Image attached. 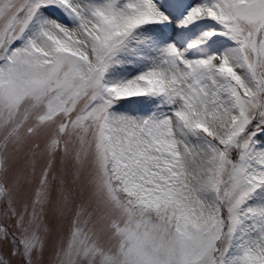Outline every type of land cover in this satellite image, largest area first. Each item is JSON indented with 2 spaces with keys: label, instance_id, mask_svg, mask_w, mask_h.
<instances>
[{
  "label": "snow or ice",
  "instance_id": "snow-or-ice-1",
  "mask_svg": "<svg viewBox=\"0 0 264 264\" xmlns=\"http://www.w3.org/2000/svg\"><path fill=\"white\" fill-rule=\"evenodd\" d=\"M0 264H264V0H0Z\"/></svg>",
  "mask_w": 264,
  "mask_h": 264
}]
</instances>
